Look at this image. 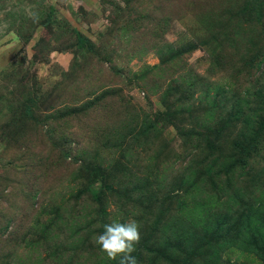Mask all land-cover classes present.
I'll return each instance as SVG.
<instances>
[{"label": "rangeland", "instance_id": "374dc122", "mask_svg": "<svg viewBox=\"0 0 264 264\" xmlns=\"http://www.w3.org/2000/svg\"><path fill=\"white\" fill-rule=\"evenodd\" d=\"M130 219L138 264H264V0H0V264Z\"/></svg>", "mask_w": 264, "mask_h": 264}, {"label": "clouds", "instance_id": "9594fccd", "mask_svg": "<svg viewBox=\"0 0 264 264\" xmlns=\"http://www.w3.org/2000/svg\"><path fill=\"white\" fill-rule=\"evenodd\" d=\"M140 239V225L130 219L127 222L113 221L105 224L104 232L95 237V243L110 260L119 258V264H138L132 254Z\"/></svg>", "mask_w": 264, "mask_h": 264}, {"label": "trees", "instance_id": "16d2710c", "mask_svg": "<svg viewBox=\"0 0 264 264\" xmlns=\"http://www.w3.org/2000/svg\"><path fill=\"white\" fill-rule=\"evenodd\" d=\"M85 40H86V39H85L84 37L79 36V37H78V45H79V46H83ZM157 113L165 115V113H163V111L155 112V115H157ZM166 114H167V113H166ZM97 169H100V168H99V165H93L92 170L95 172V171H97ZM97 180H99V182L102 183L103 180H105V179L103 178L102 174L100 173V174H99V178H98Z\"/></svg>", "mask_w": 264, "mask_h": 264}]
</instances>
